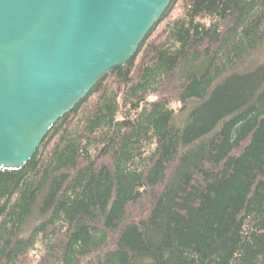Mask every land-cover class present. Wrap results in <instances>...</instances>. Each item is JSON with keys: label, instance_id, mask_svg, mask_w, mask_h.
I'll return each instance as SVG.
<instances>
[{"label": "trees", "instance_id": "16d2710c", "mask_svg": "<svg viewBox=\"0 0 264 264\" xmlns=\"http://www.w3.org/2000/svg\"><path fill=\"white\" fill-rule=\"evenodd\" d=\"M0 264H264V0H171L0 168Z\"/></svg>", "mask_w": 264, "mask_h": 264}, {"label": "water", "instance_id": "95a60500", "mask_svg": "<svg viewBox=\"0 0 264 264\" xmlns=\"http://www.w3.org/2000/svg\"><path fill=\"white\" fill-rule=\"evenodd\" d=\"M171 0H0V168L123 66Z\"/></svg>", "mask_w": 264, "mask_h": 264}, {"label": "rangeland", "instance_id": "374dc122", "mask_svg": "<svg viewBox=\"0 0 264 264\" xmlns=\"http://www.w3.org/2000/svg\"><path fill=\"white\" fill-rule=\"evenodd\" d=\"M179 7H178V2L174 5L173 9L171 10V17L176 16L179 13Z\"/></svg>", "mask_w": 264, "mask_h": 264}]
</instances>
